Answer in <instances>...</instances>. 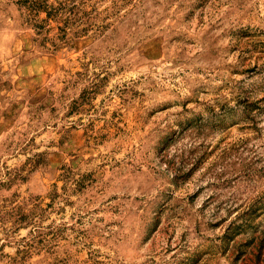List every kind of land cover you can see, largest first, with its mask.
Returning <instances> with one entry per match:
<instances>
[{
	"label": "rangeland",
	"instance_id": "rangeland-1",
	"mask_svg": "<svg viewBox=\"0 0 264 264\" xmlns=\"http://www.w3.org/2000/svg\"><path fill=\"white\" fill-rule=\"evenodd\" d=\"M90 4L46 49L0 0V264H264V0Z\"/></svg>",
	"mask_w": 264,
	"mask_h": 264
},
{
	"label": "trees",
	"instance_id": "trees-1",
	"mask_svg": "<svg viewBox=\"0 0 264 264\" xmlns=\"http://www.w3.org/2000/svg\"><path fill=\"white\" fill-rule=\"evenodd\" d=\"M17 10L26 25L33 30L39 45L46 49H55L73 38L99 33L103 25L92 22L95 10L92 0H8ZM35 40V39H34ZM48 206V203H45ZM44 208L39 202L0 205V221L10 219L9 227H35ZM31 234V232H30Z\"/></svg>",
	"mask_w": 264,
	"mask_h": 264
}]
</instances>
